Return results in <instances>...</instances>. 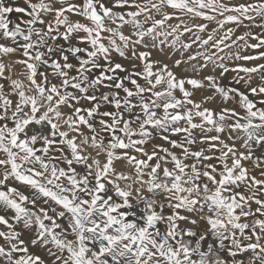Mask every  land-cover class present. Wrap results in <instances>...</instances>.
Returning <instances> with one entry per match:
<instances>
[{
  "label": "snow or ice",
  "instance_id": "obj_1",
  "mask_svg": "<svg viewBox=\"0 0 264 264\" xmlns=\"http://www.w3.org/2000/svg\"><path fill=\"white\" fill-rule=\"evenodd\" d=\"M0 264H264V0H0Z\"/></svg>",
  "mask_w": 264,
  "mask_h": 264
}]
</instances>
